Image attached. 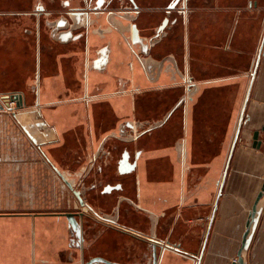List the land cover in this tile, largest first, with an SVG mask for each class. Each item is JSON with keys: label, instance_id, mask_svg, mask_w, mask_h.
<instances>
[{"label": "crops", "instance_id": "0c3cea01", "mask_svg": "<svg viewBox=\"0 0 264 264\" xmlns=\"http://www.w3.org/2000/svg\"><path fill=\"white\" fill-rule=\"evenodd\" d=\"M25 1L0 0V94L23 93L25 108L35 110L31 86L44 71L47 90L40 102L46 111L37 119L15 106L14 118L5 104L0 108V264H84L94 257L148 264L154 253L157 264H198L200 254V264H232L264 181V0H186L175 36L160 55L174 54L193 77V100L143 145L141 211L111 222L116 196L94 197L86 190L104 212L99 221L80 219V249L69 245L66 220L55 214L72 207L56 173L72 181L81 176L99 145L96 135L109 130L108 119L99 125V109L125 100L97 101L82 117L79 48L55 47L46 37L36 40L10 27L13 14L30 9ZM136 1L157 12L170 0ZM126 70L118 74L132 78ZM143 83L133 78L130 87ZM160 84L163 94L146 98L159 102L163 114L184 86ZM40 120L45 127L39 129ZM19 125L30 128L42 153L40 144L17 131ZM257 132L260 147L254 145ZM127 188L135 200L133 187ZM247 263L264 264V212Z\"/></svg>", "mask_w": 264, "mask_h": 264}, {"label": "flooded vegetation", "instance_id": "af4514ba", "mask_svg": "<svg viewBox=\"0 0 264 264\" xmlns=\"http://www.w3.org/2000/svg\"><path fill=\"white\" fill-rule=\"evenodd\" d=\"M25 2L30 9L21 14H13L12 23L7 22L10 27L22 29L25 36L34 37L36 40L46 37L55 47L79 48L82 57L79 71L82 102L78 104L79 109L85 111L81 116L88 117L90 113L86 107H92L97 101L125 100L118 102V106L112 107L108 104L104 110L99 109V125L108 119L109 130L103 135L101 131L96 135V140L98 136L100 139L99 145L93 151L90 163L81 176L72 181L58 170L56 173L63 182V189L70 196L72 207H66L55 214L66 220L69 245L80 249L83 242L80 219L92 216L98 220L104 212L87 199V194L90 193L94 197L110 194L116 196L117 202L111 209L110 218L107 219L111 222L119 219L123 212L141 211L138 185L143 145L147 138L162 128L179 109L193 100L197 86L193 77L183 72L177 56L172 53L160 55L175 36L179 21L186 11V0H170L165 6L158 7L157 12L146 11L136 0ZM155 14L157 15L154 21ZM118 58L124 61L118 62ZM124 66L132 78L124 79L125 72H122L123 76L118 74ZM45 76L44 71H38L31 86L36 106L33 113L37 119L44 118L46 111V107L41 106L40 102L47 90ZM102 77L103 80L98 79ZM133 78L142 79L144 83L131 88ZM165 80L171 85H183L185 98L181 100L182 95L175 99L162 114L159 102L150 103L146 97L150 92L162 93L165 85L160 83ZM93 81H97L95 85ZM106 89L109 91L105 92ZM18 95L22 97L19 106L18 98H14ZM11 100H14L17 109L26 110L23 93H13ZM0 101L3 106L5 102L2 99ZM152 104L155 106L152 107ZM40 121L39 124L43 126L44 122ZM100 130H103L102 125ZM34 141L36 143L35 139ZM36 145L42 153L41 143ZM114 161H118L117 165L113 164ZM105 179L108 182H105ZM128 184L134 189L135 200L127 195ZM84 264L123 263L94 257ZM148 264H157L155 253Z\"/></svg>", "mask_w": 264, "mask_h": 264}, {"label": "water", "instance_id": "95a60500", "mask_svg": "<svg viewBox=\"0 0 264 264\" xmlns=\"http://www.w3.org/2000/svg\"><path fill=\"white\" fill-rule=\"evenodd\" d=\"M196 90H197V86H196ZM14 98H18L17 105L19 106L20 102L22 101L21 100L22 99L21 95L14 96ZM184 98L185 97L183 95L181 100H183ZM0 99H2L5 102V106L8 109H12L10 107V104H9L10 99H11V95H9V94H1L0 95ZM0 108L3 109V106H0ZM12 115H13L14 118H17V116H18L15 112H13ZM240 126H241V124L239 122L238 123V127H237V131H236V134H235V138L233 140L232 147L236 143V139L238 137V132H239ZM263 131H264V128H263ZM26 133L33 140V142L35 143L34 138L31 135V131L29 129H26ZM254 140L256 141L255 142L256 144H254V145H256L258 147H260L262 145V141L258 140V132L254 134ZM223 180H222V182L219 183V187L220 188L218 190V196L221 195L220 193H221V190H222V187H223ZM263 212H264V181H263L262 186H261V188H260V190H259V192H258V194H257V196L255 198V201H254V203H253V205H252V207H251V209H250V211L248 213V217H247L246 224H245V230H244L243 235H242L240 247L237 250L236 259H235V261L232 264H248L247 263L248 250L250 248V245L252 243L254 235H255V233L257 231V228H258V226L260 224V220H261ZM201 256H202V254H200V258L198 259V264H200Z\"/></svg>", "mask_w": 264, "mask_h": 264}, {"label": "rangeland", "instance_id": "374dc122", "mask_svg": "<svg viewBox=\"0 0 264 264\" xmlns=\"http://www.w3.org/2000/svg\"><path fill=\"white\" fill-rule=\"evenodd\" d=\"M13 94V93H12ZM12 94H9V95H12ZM1 95V94H0ZM12 103V104H11ZM14 104V105H13ZM13 105V106H12ZM10 107L12 108V109H8V111L9 112H11V114L14 112V110H15V102H14V100H11L10 101ZM25 111V115L26 116H35V114L33 113V111L34 110H32V111H29V110H24ZM27 111V112H26ZM13 116V115H12ZM31 127H35V126H32L31 125ZM38 127H39V129L40 128H42V127H45V126H41V125H38ZM19 130H17V131H20V132H22L23 134H26L27 135V133H26V129H29L30 130V128L29 127H26V125H19ZM34 130L36 131V128H34ZM262 216H263V214H262ZM262 218V217H261Z\"/></svg>", "mask_w": 264, "mask_h": 264}, {"label": "built area", "instance_id": "2783aa9c", "mask_svg": "<svg viewBox=\"0 0 264 264\" xmlns=\"http://www.w3.org/2000/svg\"><path fill=\"white\" fill-rule=\"evenodd\" d=\"M235 261V260H234Z\"/></svg>", "mask_w": 264, "mask_h": 264}]
</instances>
